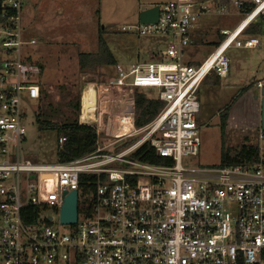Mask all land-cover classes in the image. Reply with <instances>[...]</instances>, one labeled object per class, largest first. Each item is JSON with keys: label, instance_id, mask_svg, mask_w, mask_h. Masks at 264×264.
<instances>
[{"label": "built area", "instance_id": "built-area-1", "mask_svg": "<svg viewBox=\"0 0 264 264\" xmlns=\"http://www.w3.org/2000/svg\"><path fill=\"white\" fill-rule=\"evenodd\" d=\"M24 1L0 2V264H264V131L257 164L183 166L201 146L198 91L213 73L228 77L232 47L260 46L257 37L239 39L252 23L264 20V0H251L247 10L243 0H172L159 6L157 22L124 28L138 36L166 37L170 44L156 56L158 62L138 63L129 72L117 65L114 80L90 86L97 95L94 121L84 119L82 109L79 123L96 130V149L52 164L34 163L22 150L27 136L22 105L25 98L40 100L44 73L32 51L37 40L26 35ZM214 8L223 16L244 15L232 30L220 31L221 40L201 64H185L193 28ZM146 88L158 89L165 106L154 121L137 128L134 92ZM112 90L123 109L117 133L109 134L99 128V116L107 112L98 115V106ZM127 120L131 128L122 132ZM66 141L60 137L58 148ZM145 144L171 162L133 159ZM87 175L97 179L84 180ZM73 191L78 220L63 225L64 193ZM28 206L40 210L33 225L24 221ZM50 209L60 212L57 219L46 215Z\"/></svg>", "mask_w": 264, "mask_h": 264}, {"label": "rangeland", "instance_id": "rangeland-1", "mask_svg": "<svg viewBox=\"0 0 264 264\" xmlns=\"http://www.w3.org/2000/svg\"><path fill=\"white\" fill-rule=\"evenodd\" d=\"M147 1L149 0H77L73 9L66 11L67 15L62 8L58 11L55 8H46L47 12H42L43 18L38 15L36 26L40 30L42 28L44 33H49L47 37L40 36L39 30L36 29L35 1H24L25 18L31 22L28 31L31 37L37 40L32 50L34 58L44 68L40 79L42 89L40 100L25 98L22 105L25 114L24 125L27 129L22 150L28 160L40 164L59 162L58 133L53 129H41L37 122V114L42 115V120H46L48 116L53 123L74 121L77 118L80 120L78 109L81 113L82 97L84 105L87 97L85 94L91 85L101 86L114 80L117 65L129 72L131 67L138 63L158 62L156 56L168 48L170 44L168 38L138 36L136 32L123 31L130 25H138L139 20L134 19L133 15L136 14L134 12L140 8L144 10ZM241 19L242 16L235 11L223 16L218 12V8H214L211 14L203 15L194 30L193 42L185 53V64L191 62L201 64L219 43L220 31L232 30ZM26 24L27 21L24 22V27ZM247 39L250 38L242 36L239 40L244 43ZM100 40L111 53L114 65L99 64L95 69L93 67L81 69L80 54L98 53ZM260 40V46L254 49L232 47L228 51L231 61L228 77L220 79L213 73L200 87L198 96L201 110L198 115V133L201 146L197 156L183 159L184 167H216L221 163L223 148L236 149L245 143L261 142L259 139L262 132L261 108L258 106L262 90L258 87L257 81H264V37ZM151 54L155 56L151 57ZM0 58H3V55H0ZM253 83L254 86L248 90L249 101L245 100L247 93H243L238 96L229 113L227 127L230 120L236 128H228L223 132L224 108L245 87ZM143 92L150 99H159L156 88H146ZM257 96L259 99L255 100ZM116 98L114 90L105 93L100 97L98 106V115L102 109H106L107 112L99 116L101 117L99 123L100 121L103 123L99 128L109 134L117 133L119 123L122 121V114L119 113L123 108L116 103ZM96 125L98 124L95 123ZM140 137L119 145L112 149L111 153L126 149ZM261 144L264 145V142ZM59 214V211L53 209L46 213L54 219H57Z\"/></svg>", "mask_w": 264, "mask_h": 264}, {"label": "trees", "instance_id": "trees-1", "mask_svg": "<svg viewBox=\"0 0 264 264\" xmlns=\"http://www.w3.org/2000/svg\"><path fill=\"white\" fill-rule=\"evenodd\" d=\"M2 0H0L1 2ZM250 5L246 4L247 10ZM245 35L264 37V20H258L252 23L245 31ZM100 42V50L96 54H80L79 64L81 69L96 68L97 65H114V60L106 47L105 43ZM258 83L261 81H257ZM253 84L245 87L240 94H238L233 100L224 108L222 115V131L227 129L228 116L235 104L238 96L247 92ZM135 123L137 128H142L150 124L163 110L165 104L159 99H150L142 90H135ZM79 107V105H78ZM78 115H80V109H78ZM37 122L41 129H53L58 133V137H66V142L62 148H58V160L60 163L71 162L80 158H84L96 149L95 142L97 138L96 130L88 125H81L79 119L74 121H66L64 123H53L48 116L46 120H42V115L37 114ZM58 138V139H59ZM133 159H138L141 162L153 164V165H168L171 160L161 158L156 151L145 144L140 147L131 156ZM259 162V146L257 144L245 143L236 149L222 150L221 163L218 166H231L238 164H257ZM83 179L95 181L96 175L83 176ZM91 188H94L92 186ZM40 210L37 207L28 206L23 210L24 221L27 225H33L36 222L38 212Z\"/></svg>", "mask_w": 264, "mask_h": 264}, {"label": "crops", "instance_id": "crops-1", "mask_svg": "<svg viewBox=\"0 0 264 264\" xmlns=\"http://www.w3.org/2000/svg\"><path fill=\"white\" fill-rule=\"evenodd\" d=\"M35 1V6H36V10H37V18L35 17V26L37 25L36 24V20L38 19V15L39 16H41L42 18H43V14H42V12H47L46 11V8H55V9H57V11H58V9L59 8H62L64 11H65V13L64 14H66L67 15V13H66V11L67 10H69L70 8L71 9H73L72 7H74L75 6V3H76V1L77 0H34ZM169 1H172V0H169ZM169 1H167V0H149V1H147V3L145 4L146 6V8L144 9V10H141V8H140V10H136L134 13H136L135 15H133L135 18L134 19H138V20H140V13L141 12H143V11H145V10H148V9H151V8H153V7H156V6H159L158 4L159 3H165V2H169ZM221 1H223V0H221ZM245 2V1H244ZM246 4H250L249 2H245V5ZM25 6V5H24ZM248 7V6H247ZM236 13H238V14H240L242 17H243V15H244V13L241 11H235ZM137 15V16H136ZM242 20V19H241ZM25 21H27V23L28 24H26L25 25V27H26V32H28V36L29 37H31V35H30V33H29V29L28 28H31V26H30V24H31V22L30 21H28V19H27V17L25 18V10H24V22ZM30 23V24H29ZM138 23H140V21L138 22ZM240 23V22H239ZM238 23V24H239ZM198 24V23H197ZM197 24H196V26H197ZM196 26L193 28V30H192V37L194 36V30H196ZM36 29L37 30H39V32H40V36H43V37H47V34H49V33H44L42 30V28H41V30H40V28H37V26H36ZM44 31H46L47 32V30L45 29ZM31 33H33V32H31ZM244 36H248L249 38H253V37H257V38H261V37H259V36H251V35H244ZM32 38V37H31ZM222 38V37H221ZM221 40V39H220ZM218 44V43H217ZM217 46V45H216ZM193 63H195V62H193ZM192 62H191V64H193ZM196 64H198V62L197 63H195V64H193V65H196ZM207 80V78L203 81V83H202V85L204 84V82ZM261 83L263 84V86H264V81H261ZM201 85V86H202ZM247 94H246V101L248 100L249 101V97L247 96L248 95V93H249V91H247L246 92ZM255 100H257L256 99V97H255ZM259 109L261 108V106H260V104H259ZM230 129V128H236L234 125H232L231 124V122H230V120H229V126L227 127V129Z\"/></svg>", "mask_w": 264, "mask_h": 264}, {"label": "water", "instance_id": "water-1", "mask_svg": "<svg viewBox=\"0 0 264 264\" xmlns=\"http://www.w3.org/2000/svg\"><path fill=\"white\" fill-rule=\"evenodd\" d=\"M159 18V6L145 10L140 13V23L150 24L158 21ZM260 104H261V129L264 131V87L261 88ZM258 100L259 97L257 96ZM81 109H83L81 107ZM65 203L61 210V223L63 225H75L78 220V192L73 191L71 193H64Z\"/></svg>", "mask_w": 264, "mask_h": 264}, {"label": "bare ground", "instance_id": "bare-ground-1", "mask_svg": "<svg viewBox=\"0 0 264 264\" xmlns=\"http://www.w3.org/2000/svg\"><path fill=\"white\" fill-rule=\"evenodd\" d=\"M85 95L87 97H84L85 100L83 105V117L88 121H94L93 119L96 113L97 106V95L95 89L89 88ZM128 120L125 121V124L122 126V132H126L131 128V125Z\"/></svg>", "mask_w": 264, "mask_h": 264}]
</instances>
